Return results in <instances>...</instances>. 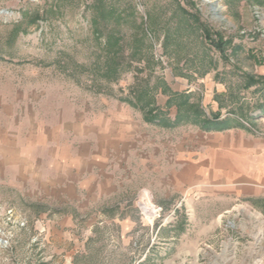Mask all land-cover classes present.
<instances>
[{
  "label": "rangeland",
  "instance_id": "rangeland-1",
  "mask_svg": "<svg viewBox=\"0 0 264 264\" xmlns=\"http://www.w3.org/2000/svg\"><path fill=\"white\" fill-rule=\"evenodd\" d=\"M250 77L264 78V0H0V88L48 118L120 103L160 136L196 116L246 122L264 103ZM30 200L0 191V264H264V204L195 223L144 187L118 205L130 226L60 230L61 210Z\"/></svg>",
  "mask_w": 264,
  "mask_h": 264
},
{
  "label": "crops",
  "instance_id": "crops-1",
  "mask_svg": "<svg viewBox=\"0 0 264 264\" xmlns=\"http://www.w3.org/2000/svg\"><path fill=\"white\" fill-rule=\"evenodd\" d=\"M11 89L0 88V191L61 210L60 230L90 216L85 228H125L131 221L118 205L144 187L164 206L181 202L195 223L236 204H264V103L246 122L209 125L196 116L194 130L173 126L160 136L120 103L85 120L78 111L48 118L39 104L6 94Z\"/></svg>",
  "mask_w": 264,
  "mask_h": 264
},
{
  "label": "trees",
  "instance_id": "trees-1",
  "mask_svg": "<svg viewBox=\"0 0 264 264\" xmlns=\"http://www.w3.org/2000/svg\"><path fill=\"white\" fill-rule=\"evenodd\" d=\"M263 82H264V78H252V77H250L249 82L245 83L244 88L249 89L251 87H255L256 85H260ZM207 123L209 125L212 123L215 125H217V124L219 125L220 123L221 124H227V120L225 119L224 121H219L218 119L212 117V118H210L209 121H207Z\"/></svg>",
  "mask_w": 264,
  "mask_h": 264
},
{
  "label": "built area",
  "instance_id": "built-area-1",
  "mask_svg": "<svg viewBox=\"0 0 264 264\" xmlns=\"http://www.w3.org/2000/svg\"><path fill=\"white\" fill-rule=\"evenodd\" d=\"M146 210H148L147 212H148L149 214H150V213H155V212L157 211L156 208H151V207L147 208Z\"/></svg>",
  "mask_w": 264,
  "mask_h": 264
},
{
  "label": "bare ground",
  "instance_id": "bare-ground-1",
  "mask_svg": "<svg viewBox=\"0 0 264 264\" xmlns=\"http://www.w3.org/2000/svg\"><path fill=\"white\" fill-rule=\"evenodd\" d=\"M214 0H205L206 3L208 2H213ZM214 12H216V10H213Z\"/></svg>",
  "mask_w": 264,
  "mask_h": 264
}]
</instances>
